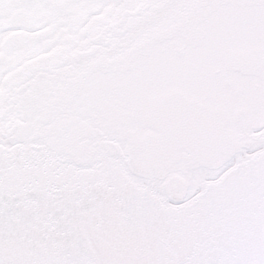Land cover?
Masks as SVG:
<instances>
[{
	"label": "snow or ice",
	"instance_id": "1",
	"mask_svg": "<svg viewBox=\"0 0 264 264\" xmlns=\"http://www.w3.org/2000/svg\"><path fill=\"white\" fill-rule=\"evenodd\" d=\"M0 264H264V0H0Z\"/></svg>",
	"mask_w": 264,
	"mask_h": 264
}]
</instances>
